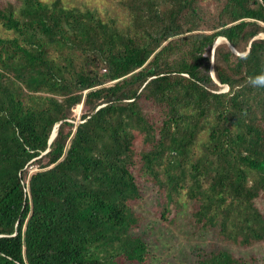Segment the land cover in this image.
Here are the masks:
<instances>
[{
	"label": "trees",
	"instance_id": "16d2710c",
	"mask_svg": "<svg viewBox=\"0 0 264 264\" xmlns=\"http://www.w3.org/2000/svg\"><path fill=\"white\" fill-rule=\"evenodd\" d=\"M120 4L122 29L60 0H0L12 34L0 35V264L145 263L131 207L138 162L166 206L194 204L198 229L264 242V85L253 83L264 76V0ZM220 37L249 51L213 49ZM199 256L248 263L226 248Z\"/></svg>",
	"mask_w": 264,
	"mask_h": 264
},
{
	"label": "rangeland",
	"instance_id": "374dc122",
	"mask_svg": "<svg viewBox=\"0 0 264 264\" xmlns=\"http://www.w3.org/2000/svg\"><path fill=\"white\" fill-rule=\"evenodd\" d=\"M50 3L54 0H41ZM121 0H60L68 8L96 11L102 20H114L119 29L125 28L130 23L128 11L120 4ZM1 36H10L0 26ZM262 37V36H261ZM226 87L220 91H226ZM143 110L153 121L157 118V109L151 103L143 102ZM85 111L79 105L74 111V121L78 122L80 115ZM204 139V136H202ZM143 149L140 139L135 142V150ZM139 163V162H138ZM138 163H135L132 172L136 176L137 184L141 191V199L132 202L133 211L142 217L135 235L145 241L148 248L147 261L143 264H197L200 259L199 252L215 251L219 248L228 249L233 255L242 257L247 264H264V242L253 244L249 247L230 245L216 237L214 230H201L191 219L194 204L184 196L176 198L174 203L166 206L163 194L146 178L139 174ZM36 165L31 164L28 171L34 172ZM257 208L264 214V198L256 201ZM167 211L164 216V207ZM122 264H129L121 262Z\"/></svg>",
	"mask_w": 264,
	"mask_h": 264
},
{
	"label": "water",
	"instance_id": "95a60500",
	"mask_svg": "<svg viewBox=\"0 0 264 264\" xmlns=\"http://www.w3.org/2000/svg\"><path fill=\"white\" fill-rule=\"evenodd\" d=\"M264 37V34H259L258 36H256L255 38H258V37ZM222 40H224V41H226V39L225 38H222V37H220V38H218L216 41H215V43H214V45H213V49L215 48V46L217 45V44H219ZM227 42V41H226ZM227 44H228V46H229V48L231 49V51L233 52V53H235L236 55H239V56H244L248 51H249V48L250 47H248V49H247V51L245 52V53H237V51L230 45V43L229 42H227ZM212 59H213V50H212ZM211 74H212V77L214 78V74H213V70H211ZM226 87V89L228 90V87L227 86H225ZM226 90V91H227ZM222 92H224V91H222ZM56 130L57 129H55L54 130V132L52 133V135H51V137H50V141L54 138V136L56 135ZM46 151H48V149L46 150Z\"/></svg>",
	"mask_w": 264,
	"mask_h": 264
},
{
	"label": "clouds",
	"instance_id": "9594fccd",
	"mask_svg": "<svg viewBox=\"0 0 264 264\" xmlns=\"http://www.w3.org/2000/svg\"><path fill=\"white\" fill-rule=\"evenodd\" d=\"M253 83L259 84V85H264V76L257 77Z\"/></svg>",
	"mask_w": 264,
	"mask_h": 264
}]
</instances>
